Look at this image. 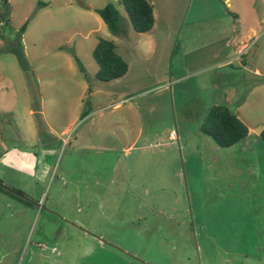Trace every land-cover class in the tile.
<instances>
[{
  "label": "rangeland",
  "instance_id": "rangeland-1",
  "mask_svg": "<svg viewBox=\"0 0 264 264\" xmlns=\"http://www.w3.org/2000/svg\"><path fill=\"white\" fill-rule=\"evenodd\" d=\"M147 1L154 27L137 34L120 0H7V15L0 0V180L27 182L32 202H0L4 264H264V172L200 132L212 105L244 100L264 127V89L227 90L210 60L245 35L249 64L264 37L247 39L252 17L233 25L224 0ZM237 1L264 18V0ZM108 3L118 36L94 12ZM99 38L127 62L121 79L95 78Z\"/></svg>",
  "mask_w": 264,
  "mask_h": 264
},
{
  "label": "trees",
  "instance_id": "trees-1",
  "mask_svg": "<svg viewBox=\"0 0 264 264\" xmlns=\"http://www.w3.org/2000/svg\"><path fill=\"white\" fill-rule=\"evenodd\" d=\"M2 6L9 13L7 0H1ZM120 4L126 14L127 20L132 30L137 34H146L152 31L155 23L153 5L147 0H120ZM94 12L102 19L108 32L113 36L121 34V15L119 10L112 4L108 3L101 9H94ZM28 20L18 29V34L23 35L28 26ZM92 57L98 65V71L95 78L100 82H110L121 79L128 71L127 62L116 52V45L113 41L99 38L92 51ZM79 70L84 72L83 65L77 56L73 55ZM88 93L90 90L87 91ZM88 114L83 111L81 116ZM200 132L209 137L212 142L219 148L226 149L244 140L248 136V127L232 112L225 104H216L211 106L200 126ZM260 138L264 141V128L260 132ZM7 188L8 190H6ZM10 187L3 185L0 181V192L31 205L30 201L14 195ZM22 197L23 193L13 191Z\"/></svg>",
  "mask_w": 264,
  "mask_h": 264
},
{
  "label": "crops",
  "instance_id": "crops-1",
  "mask_svg": "<svg viewBox=\"0 0 264 264\" xmlns=\"http://www.w3.org/2000/svg\"><path fill=\"white\" fill-rule=\"evenodd\" d=\"M232 1L233 0H224V4L226 8L232 10L231 13L227 12V15L231 14V16L233 17L232 19L233 25L239 23L241 10L246 11L247 14L252 17L251 20L247 21L248 23L247 39L250 38L261 39V37H264V34L263 36H261V34L264 33V18L257 17L256 14L257 10L255 3L254 2L246 3L243 6L241 2L238 3L237 1L233 3ZM210 22H213V20ZM244 36L243 35L234 36L233 38H230V41L228 38H225V40H227V45L233 46L234 50L232 52L212 55L210 57V60L216 61V68L219 69V72L215 73V75L219 76L218 77L219 85H222L223 87H227L228 88L227 90L230 89L233 90L232 86H234V84L236 86L238 84H250L252 86V91L255 92V90L257 89H264V56L262 57L261 54L254 53L252 54L251 57L252 59L251 63L248 64L245 59V56L249 52H245V48H247V45L245 42H243ZM239 39H241V41H239ZM243 75H247L246 79L242 77ZM210 80L213 81V79ZM245 80L248 81L246 82ZM224 99L226 102H229L230 95L225 94ZM244 103H242V105ZM242 105L237 106V109L235 110V115L248 127L249 130L248 136L239 143L226 149H228V151H230L231 154H236L237 156L236 161L238 162V165H243V166L245 165L247 170H252V171L260 170L264 172V141L260 138L261 131L259 132L254 131V128L251 127L249 123L246 122V119H244L242 115L239 114V108ZM260 122L258 124H262ZM263 128L264 127H261V130ZM209 149H211L213 152H218L222 148H219L215 145V147L210 146ZM210 160L216 161V158L211 157ZM2 183L3 185L10 187L13 191H19L23 193L24 194L23 197L25 199L23 198L22 199L27 201L30 200V203L32 204L31 197L25 191V189L27 188L26 185L27 182H11L12 185H9L5 182ZM254 193H256L255 190ZM257 193L258 194L255 196L258 197L259 199L253 197L252 198L253 203L254 202L264 203V197H261L259 195L261 192L258 191ZM0 202L4 204V206L12 207V208L15 205L14 203H21V205H27L21 201L13 199L12 197L6 195L3 192H0ZM99 242L101 243V240H99ZM37 246L39 248H42L41 243H38ZM0 264H4L3 257L0 258Z\"/></svg>",
  "mask_w": 264,
  "mask_h": 264
},
{
  "label": "water",
  "instance_id": "water-1",
  "mask_svg": "<svg viewBox=\"0 0 264 264\" xmlns=\"http://www.w3.org/2000/svg\"><path fill=\"white\" fill-rule=\"evenodd\" d=\"M5 189H7V188H5ZM14 195H16V196H18V197H20V198H23V199H25L24 197H22L21 195H19V194H17V193H15V192H13V191H11Z\"/></svg>",
  "mask_w": 264,
  "mask_h": 264
}]
</instances>
